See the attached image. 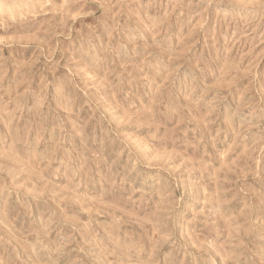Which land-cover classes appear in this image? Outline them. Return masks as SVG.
Listing matches in <instances>:
<instances>
[{
    "label": "rangeland",
    "instance_id": "374dc122",
    "mask_svg": "<svg viewBox=\"0 0 264 264\" xmlns=\"http://www.w3.org/2000/svg\"><path fill=\"white\" fill-rule=\"evenodd\" d=\"M0 264H264V0H0Z\"/></svg>",
    "mask_w": 264,
    "mask_h": 264
}]
</instances>
